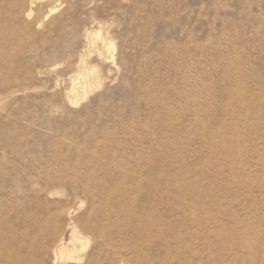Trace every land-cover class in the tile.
Segmentation results:
<instances>
[{
    "label": "rangeland",
    "instance_id": "rangeland-1",
    "mask_svg": "<svg viewBox=\"0 0 264 264\" xmlns=\"http://www.w3.org/2000/svg\"><path fill=\"white\" fill-rule=\"evenodd\" d=\"M29 2L0 0V264H264V0Z\"/></svg>",
    "mask_w": 264,
    "mask_h": 264
},
{
    "label": "bare ground",
    "instance_id": "bare-ground-1",
    "mask_svg": "<svg viewBox=\"0 0 264 264\" xmlns=\"http://www.w3.org/2000/svg\"><path fill=\"white\" fill-rule=\"evenodd\" d=\"M29 6L30 7H33L36 2H39V1H42V0H29ZM58 10L57 7H54V9H52L50 12L51 13H54ZM28 16H31L33 10L32 9H29L28 10ZM33 15V14H32ZM16 16V15H14ZM6 26V25H5ZM100 34V33H99ZM99 34H97V38H99ZM1 35V34H0ZM90 37V36H89ZM5 39V38H4ZM100 39V38H99ZM97 40V39H96ZM107 40V39H106ZM106 40L102 41V45H103V50L101 49H97L96 51H98V56H99V59L104 62L105 64L106 63H110L109 62V58L107 55L108 52H105L104 51V48L106 49L107 51V48H109L108 50H111L114 48L113 44L111 43H108ZM91 42V41H90ZM98 42V41H97ZM111 42V41H110ZM93 43V42H92ZM96 45V44H94ZM93 45V46H94ZM92 46V47H93ZM102 47V46H101ZM95 48V46L93 47V49ZM98 48V47H97ZM100 48V47H99ZM20 57V56H19ZM113 59V58H112ZM112 61V60H110ZM114 61V60H113ZM88 62V61H87ZM115 62V61H114ZM103 63V64H104ZM113 63V62H111ZM82 67L83 69H81L82 71H80V75L78 78H76L74 81H73V89H72V93L74 94V97L73 98H70V103L72 104H77V102L80 100V96L83 95V98H85V96L90 93V92H93L95 89L101 87L103 85V79L101 80V74L99 73L98 70L96 69H93L95 68L93 66V68H88L86 65H85V62L82 63ZM115 64V63H114ZM113 66V65H112ZM91 67V66H90ZM111 72V71H110ZM102 73V72H101ZM71 213L68 212V216H70ZM77 230L75 229V227H72L71 228V241L72 243H78L80 241V238H79V235L77 234L76 232ZM63 241V239H62ZM63 246V245H61ZM77 252V247L75 245H73L71 248L70 247H66V246H63L61 248V254L62 256L64 255H68L69 257H67L66 259H70V260H74L76 257H74V254ZM65 257V256H64Z\"/></svg>",
    "mask_w": 264,
    "mask_h": 264
}]
</instances>
